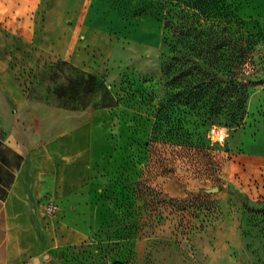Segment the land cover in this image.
I'll return each mask as SVG.
<instances>
[{
  "label": "rangeland",
  "instance_id": "obj_1",
  "mask_svg": "<svg viewBox=\"0 0 264 264\" xmlns=\"http://www.w3.org/2000/svg\"><path fill=\"white\" fill-rule=\"evenodd\" d=\"M84 2L106 31L98 53L117 63L111 79L40 50L32 60L13 58L33 111L53 110L52 134L75 130L74 186L64 194L58 186L44 204L56 205V217L78 234L71 233L64 264H264V0H227L246 23L242 41L236 35L230 47L247 46L248 31L258 36L256 74L246 72L244 59L233 60L235 49L233 56L219 52L209 68L239 85L240 124L220 115L203 124L176 98L179 90L166 87L164 70L175 55L157 0ZM192 60L204 67L202 58ZM0 104L7 133L14 115ZM19 125L28 140L25 120ZM213 125L227 128L223 144L208 137Z\"/></svg>",
  "mask_w": 264,
  "mask_h": 264
},
{
  "label": "crops",
  "instance_id": "obj_2",
  "mask_svg": "<svg viewBox=\"0 0 264 264\" xmlns=\"http://www.w3.org/2000/svg\"><path fill=\"white\" fill-rule=\"evenodd\" d=\"M58 1L0 0V98L14 115L7 133L0 129V264H64L72 233L44 204L48 192L60 186L64 194L74 186L69 156L75 130L52 134L53 110L33 111L13 58L32 60L31 51L40 50L95 77L115 74V60L98 53L106 31L94 11L84 0ZM22 119L31 132L28 140L19 127Z\"/></svg>",
  "mask_w": 264,
  "mask_h": 264
},
{
  "label": "trees",
  "instance_id": "obj_3",
  "mask_svg": "<svg viewBox=\"0 0 264 264\" xmlns=\"http://www.w3.org/2000/svg\"><path fill=\"white\" fill-rule=\"evenodd\" d=\"M157 1L163 13L166 41H169L175 55L164 70L166 87L179 90L176 98L192 107L203 124L209 123L212 117L218 115L228 122L240 124L245 115V97L241 89H238L239 85L233 77L223 79L219 77L220 71L213 68L211 72L209 68L213 60L217 61L219 52L227 54L235 49L236 56L230 52L233 60L244 59L243 68L246 72H250L249 75L256 74L258 65L253 62L252 54L258 36L248 31L247 46L230 47L234 36L238 35V41H242L246 23L230 11L227 0ZM260 37L259 34V39ZM196 40L202 41L200 48L195 46ZM212 42L218 45L212 47ZM196 57L203 59L204 67L192 60ZM207 106L211 107L210 112L204 111ZM180 113L186 114L184 111ZM165 119H171L169 114H165ZM178 131H182V128H178L176 132Z\"/></svg>",
  "mask_w": 264,
  "mask_h": 264
},
{
  "label": "built area",
  "instance_id": "obj_4",
  "mask_svg": "<svg viewBox=\"0 0 264 264\" xmlns=\"http://www.w3.org/2000/svg\"><path fill=\"white\" fill-rule=\"evenodd\" d=\"M227 128L219 125H213L208 131V137L214 143L223 144L227 139ZM45 210L49 216H56L58 208L54 204H49L45 207Z\"/></svg>",
  "mask_w": 264,
  "mask_h": 264
}]
</instances>
